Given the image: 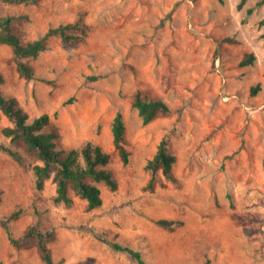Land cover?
I'll return each instance as SVG.
<instances>
[{"label":"rangeland","instance_id":"obj_1","mask_svg":"<svg viewBox=\"0 0 264 264\" xmlns=\"http://www.w3.org/2000/svg\"><path fill=\"white\" fill-rule=\"evenodd\" d=\"M239 2L0 1V16L17 15L13 28L25 41L84 14L85 33L70 42L51 37L26 59L34 79L19 74L12 48L0 43V90L17 97L31 120L48 113L46 130L60 134L59 147L101 145L119 183L115 191L100 184L103 204L94 209L78 196L69 206L55 202L52 178L36 188L32 158L24 154L21 165L1 149L10 146L2 129L12 125L1 115L0 221L19 211L10 223L15 238L34 224L52 232L56 264H139L96 233L140 251L148 264H264V0L241 9ZM251 52L253 63L240 66ZM138 90L171 111L144 124L133 107ZM119 110L128 164L113 143ZM165 136L177 181L160 171L151 188L146 163ZM158 219L176 223L167 228ZM0 264L46 263L37 239L15 247L0 223Z\"/></svg>","mask_w":264,"mask_h":264},{"label":"trees","instance_id":"obj_2","mask_svg":"<svg viewBox=\"0 0 264 264\" xmlns=\"http://www.w3.org/2000/svg\"><path fill=\"white\" fill-rule=\"evenodd\" d=\"M12 4H37L40 0H0ZM248 0H240L238 8L241 9ZM252 9H248L251 13ZM19 17L15 14L0 16V43L12 48L17 59V71L26 79L36 77L35 70L26 59L36 58L48 45L49 39L60 37L64 42H70L77 38L76 32L85 33L86 23L84 14L69 23H62L56 27H50L40 38L25 41L14 31L13 24ZM254 53H246L239 65L247 66L253 63ZM93 80L99 76H91ZM5 81V76L0 72V84ZM260 85L252 86V92L257 93ZM69 99L67 102H70ZM133 107L137 109L144 124L153 121L161 114L171 111L169 104L160 98H152L138 90L134 96ZM5 115L12 125L5 126L2 133L10 138V146L1 145V149L7 152L15 161L24 164V154L34 161L32 171L35 177V185L38 190L45 188L47 180L51 179L56 185L54 201L65 205H72L74 196L87 201L88 209L100 207L103 204L100 184L107 185L111 190L118 189L119 183L112 171L108 168L111 155L101 145L87 141L79 148H61L58 146L60 134L56 130H46L51 119L48 113H43L30 119L29 113L21 106L15 96H5L0 90V118ZM126 122L124 114L119 110L111 124L113 143L120 159L124 164L130 160V151L127 147ZM177 156L172 152L167 136L163 137L157 147L154 156L146 163V168L151 171L148 187H153L161 171L164 177L176 182L173 167ZM19 211L12 212L3 218L0 223L5 228L10 242L15 247L27 245L33 240H38L41 258L46 264H56L52 251L48 246L53 233L41 231L36 224L18 238L11 231V220L18 217ZM156 223L163 227H172L176 221L158 219ZM114 250L126 252L135 258L139 264H148L140 251L129 245L113 241L104 233H96ZM78 264H86L81 262Z\"/></svg>","mask_w":264,"mask_h":264}]
</instances>
